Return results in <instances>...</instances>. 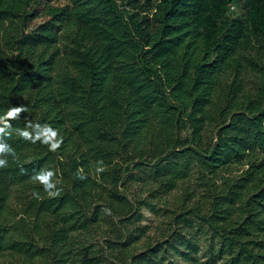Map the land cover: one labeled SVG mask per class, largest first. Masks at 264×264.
<instances>
[{"label":"trees","instance_id":"obj_1","mask_svg":"<svg viewBox=\"0 0 264 264\" xmlns=\"http://www.w3.org/2000/svg\"><path fill=\"white\" fill-rule=\"evenodd\" d=\"M0 129V264H264V0H0Z\"/></svg>","mask_w":264,"mask_h":264},{"label":"rangeland","instance_id":"obj_2","mask_svg":"<svg viewBox=\"0 0 264 264\" xmlns=\"http://www.w3.org/2000/svg\"><path fill=\"white\" fill-rule=\"evenodd\" d=\"M234 10L240 12L241 8L236 7ZM145 217H146V219L144 220V222L149 225V227L151 229L150 230L151 234H155L156 232H158L160 230V227L162 226L164 220H165L164 212L154 213V212H151L149 210H146L145 211ZM216 264H226V263L222 259H220L219 261H217Z\"/></svg>","mask_w":264,"mask_h":264},{"label":"clouds","instance_id":"obj_3","mask_svg":"<svg viewBox=\"0 0 264 264\" xmlns=\"http://www.w3.org/2000/svg\"><path fill=\"white\" fill-rule=\"evenodd\" d=\"M25 111H27V109L24 106L13 107V108L9 109V111L6 114V117H8V118H16V117H18V115L20 113L25 112ZM6 123H7V121H6ZM2 131H3V129H0V132H2ZM23 135L25 137H27L28 133L24 132ZM58 147H59V143L52 145L53 150H55ZM4 149H5V145L0 144V152H3ZM6 165H7V161L3 160V159H0V168L5 167ZM41 183L47 185L48 181L47 180H42Z\"/></svg>","mask_w":264,"mask_h":264}]
</instances>
